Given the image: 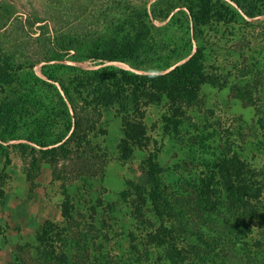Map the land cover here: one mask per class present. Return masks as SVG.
Returning a JSON list of instances; mask_svg holds the SVG:
<instances>
[{"label": "rangeland", "instance_id": "obj_1", "mask_svg": "<svg viewBox=\"0 0 264 264\" xmlns=\"http://www.w3.org/2000/svg\"><path fill=\"white\" fill-rule=\"evenodd\" d=\"M199 1L0 0V77L7 74L0 106H23L13 126H0V264H78L84 244L89 264H135L124 221L132 182L147 181L152 161L174 192H220L221 204L217 180L232 163L230 173L248 190L239 193L234 215L225 212L208 264H264V0H237L253 6V17L236 0H209L208 20L195 26L187 7L198 9ZM110 46H129L133 55L97 58ZM196 48L201 83L191 80L190 95L177 102L145 98L144 145L127 155L128 84L120 100L104 101L118 90L117 69L166 74ZM55 54L61 58L51 59ZM60 96L71 124L65 148L27 141L43 129H65ZM19 206L26 208L21 216ZM232 226L234 241L226 237ZM164 246L137 262L170 264ZM185 257L181 252L176 263Z\"/></svg>", "mask_w": 264, "mask_h": 264}, {"label": "trees", "instance_id": "obj_2", "mask_svg": "<svg viewBox=\"0 0 264 264\" xmlns=\"http://www.w3.org/2000/svg\"><path fill=\"white\" fill-rule=\"evenodd\" d=\"M235 3L246 15L250 17L255 15L252 10L253 6L241 4L237 0ZM223 7L226 9L225 6ZM187 8L195 26L204 24L210 16L209 0H200L198 9L192 6ZM132 55L133 49L129 46H110L96 56L102 60L122 61L132 57ZM201 57V49L196 48L188 59L176 65L166 74L142 75L124 69H117L119 75L118 90L116 92L109 91L104 96L106 97L104 101L112 103L115 100H120L122 97L120 88L124 90L122 85L128 84L127 90L129 95L134 97V100L122 105V117L124 118L125 127L122 133L121 150L127 155H130L136 149L143 148L144 145L146 129L139 116L142 105L145 103L144 99L156 100L161 97H168L173 102H177L184 95H190L189 84H191V80L195 83H201L203 78ZM60 58L57 54L51 57V59ZM6 75H2L0 78H5ZM46 75L48 79H52L51 75ZM64 92L67 96L66 89H64ZM60 100L63 111L62 116L65 119L68 118L65 129L60 134H51V131L43 129L38 133L26 136L27 141L40 148L53 146L51 148L53 150L54 145L58 143L57 148H65L70 138L62 140L70 130L71 124L67 104L61 96ZM22 107L18 102L0 106V126H13L17 122V116L21 113ZM73 131H71L70 136L73 135ZM0 151L5 152L2 144H0ZM149 165L147 181L142 184L132 182L133 188L130 190L129 195L130 205L133 207L129 217L124 221L128 225L124 228L123 234L129 237L130 253L135 254L136 257L133 263L139 264L138 259L148 256L150 251H154V247L165 245L163 253L170 264H178L176 262L179 261L178 257L181 252H185L187 256L184 260H181V264H188L189 262V264H194L195 259L202 264H208L209 256L213 258L215 253L217 254L216 250L219 249L216 243H218L217 241L223 233L220 226L225 224L223 221L224 218L226 219L225 212L229 211L231 215H234L235 210H237L238 195L242 190H248L247 187L240 185L239 178L230 173L233 164H226L230 167V171L227 168V172L217 180V183L225 191L223 198L226 200V204H221L220 192L217 195L219 198L210 194L207 189L206 191L192 192V190H185L180 193L174 192L166 184V177H162L158 170L156 171V162L152 161ZM215 199L219 201L215 202ZM64 216L67 219L70 218L67 214ZM230 223L232 224L233 221L230 220ZM233 229L232 226V231L229 235L226 234V237L233 238L234 241L238 235L237 231ZM190 241L194 242L190 244ZM214 242L215 245H212ZM86 246L87 244H84V247L82 246L81 258L77 260L78 264H89L87 262L88 249ZM40 247H36V250L41 254L39 256L43 257L45 261L52 259L47 254V250L43 251ZM18 260L20 264H33L28 259L19 258ZM96 260L92 258V264H95Z\"/></svg>", "mask_w": 264, "mask_h": 264}, {"label": "crops", "instance_id": "obj_3", "mask_svg": "<svg viewBox=\"0 0 264 264\" xmlns=\"http://www.w3.org/2000/svg\"><path fill=\"white\" fill-rule=\"evenodd\" d=\"M16 206H17V205H16ZM20 207H21L23 210L18 211V209H19ZM18 209H16V211L18 212V215H20V216L22 215V212H23L24 210L26 211V208H24L23 206H19Z\"/></svg>", "mask_w": 264, "mask_h": 264}]
</instances>
